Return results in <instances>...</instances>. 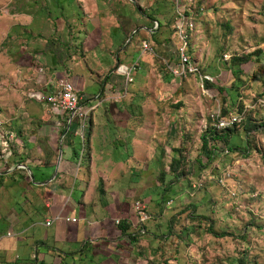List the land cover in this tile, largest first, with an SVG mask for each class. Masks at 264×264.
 I'll return each mask as SVG.
<instances>
[{"label": "rangeland", "instance_id": "374dc122", "mask_svg": "<svg viewBox=\"0 0 264 264\" xmlns=\"http://www.w3.org/2000/svg\"><path fill=\"white\" fill-rule=\"evenodd\" d=\"M135 1L111 3L117 5L116 13L124 21L108 18L112 26L100 42L106 51H99L104 55L102 70L114 67L119 56L126 58L127 64L139 61L134 82L128 85L125 96L122 88L99 99L102 104L93 110V127L85 139L73 135V130L62 138L61 129L49 125L50 113L41 96H27L23 105L22 100L2 95L0 101L11 102L17 113L9 121L2 119L3 130L14 138L7 146H0V215H5L10 204L20 216L34 208L33 218L39 220L49 213L46 201L57 203L59 193L73 203L78 201L82 194L77 180L90 172L85 157L91 153L97 177L88 199L99 204L101 214L108 210L104 204L117 198L123 208L128 206L133 211L136 201L147 205L150 218L145 225L151 232L140 238L150 245L139 247V251L154 256L149 264H264V0H197L191 55L199 72L181 77L171 72L177 64L176 38L170 47L164 41L155 43L153 38V53L146 55L141 43L152 37L142 29L151 24L149 17L161 14L164 25L173 24L172 2ZM55 2L50 0L48 5ZM149 4L153 8H148ZM9 7L8 0H0V15ZM6 25L0 18V40ZM161 35L170 38L171 27L163 28ZM95 53L89 52L78 68L88 80L85 94L98 96L102 85L99 64L92 57ZM244 54H251V60L234 63V56ZM205 77L212 89L205 86ZM118 81L124 79L119 77ZM29 89L27 92L32 91ZM218 112L230 118L238 114L241 121L228 136L230 145L218 141L217 157L206 165V158L200 155L201 137L214 128L212 115ZM60 114L65 119V114ZM62 127L65 129L66 124ZM69 142L71 148L67 150ZM230 147L238 149L230 151ZM74 148L81 152L79 156ZM177 148L183 151L182 170L186 174L169 188L175 181L170 164ZM60 152L62 159L68 154L78 157L79 175L69 178L67 188L50 182L39 188L41 194L37 196V186L28 183L29 170L41 180L56 173L57 166L37 169L27 166L28 162H41L50 155L59 160ZM16 160L22 162L15 165ZM107 171L116 173L111 179L102 178L103 185L101 172L108 175ZM222 171L226 175L220 182L217 177ZM199 180L202 187L192 192L190 184ZM54 186L60 189L51 191ZM36 229L52 231L41 226ZM222 233L227 236L219 237Z\"/></svg>", "mask_w": 264, "mask_h": 264}, {"label": "crops", "instance_id": "0c3cea01", "mask_svg": "<svg viewBox=\"0 0 264 264\" xmlns=\"http://www.w3.org/2000/svg\"><path fill=\"white\" fill-rule=\"evenodd\" d=\"M49 1L8 0L9 9L2 11L4 15H0V18L5 20L7 25L4 27L5 34L0 40V99L4 93V97L17 98L22 102L26 100L27 96L31 99L34 96H48L55 91L57 81L60 79L71 80L86 100L99 97L101 92L98 96L85 94L88 80L86 76H83V69L78 68L81 65L80 60L83 58L85 60L86 55L93 51H97L92 57L94 60L97 59L96 63L99 64V84L102 82L100 81L101 77H105L109 72L112 73L104 86V96H109L114 90L120 92L121 85L119 86L118 78L124 79V86L126 81L124 77L114 72V68L116 65L130 67L135 63L127 64L126 58L119 56L116 58L114 67L109 66V69L102 70L103 63H105L102 61L104 55L99 51H106L105 46H101L100 42L105 37L107 29L112 26L107 21L108 18L124 21V18L116 13L117 5L111 6V3L122 4L129 0H113L112 2L101 0L106 2L105 4L99 3L100 0H71L69 2L68 0H56L53 6L48 5ZM73 1L74 4H72ZM138 1L141 0L135 2ZM149 6L147 7L153 8L152 5L149 4ZM138 7H141V4ZM157 15L159 16L156 18L149 17L151 24L148 27H142L145 34L152 36L156 25L159 26L160 22L164 24L163 16ZM175 38L174 36L172 39V45ZM149 39L151 40L149 43L152 44L153 37H149ZM144 41L147 40H143L141 43ZM107 61L109 63V59ZM39 65L44 68V72H40ZM89 71L92 74L95 73L90 67ZM114 81L116 82L114 83ZM32 85L37 91H34ZM22 86L24 88L21 89ZM27 88L34 92H27ZM46 110L50 113L49 125L56 124L61 129L62 138H64L69 130L65 127V131H62L64 129L62 127L64 125L63 116L52 111L48 104ZM16 113L17 109L11 102L0 101V121L3 126H5L4 121L15 118L13 115ZM74 133L75 129L73 135ZM69 148H71L70 142L67 150ZM70 156L71 154H68V157H64V159L61 157L59 166L57 158L56 173L52 174V177L44 176L45 179L37 181V183L46 181V185H35L38 188L35 192L37 196L41 194L39 188L49 186L50 182H60L59 186L67 188L69 187V178L79 175L81 170L79 171L80 168L77 166L78 158ZM38 162V160L28 162L27 166L33 165L39 169V164L42 161ZM96 172L95 161H93L90 172L86 171L83 177H80V181L77 178L76 186L82 197L73 203V199L66 200V196L59 193L57 203L46 201L45 205L49 213L42 219L33 218L36 215L34 208L28 210L30 211L28 214L23 213L20 216L16 209L9 204L5 215H0V264L152 263L154 257L152 254H144L139 251V247H149L150 243L142 241L140 237L137 241L131 242L121 234V229L116 223L117 220H127L134 232L141 231V234H144L145 230L139 229L142 225L137 223L138 217L135 211L129 209L128 206L123 208L124 205L117 198L114 203L104 204L108 210L101 214L99 204L95 205L92 200L88 199L95 176L97 177ZM115 173L107 171L108 175H105L101 172L100 179H111ZM59 186L51 187L50 190L56 191L60 189ZM77 211H80V214ZM59 216L65 218L56 220ZM68 217L77 218L78 221L76 223L68 222L66 220ZM50 220L54 222L53 225L48 226L47 222ZM37 226L52 231H37ZM150 232L148 230L147 235ZM144 236L146 235H142V238ZM21 251L23 254L19 255L18 252ZM12 253L15 255L11 260Z\"/></svg>", "mask_w": 264, "mask_h": 264}, {"label": "built area", "instance_id": "2783aa9c", "mask_svg": "<svg viewBox=\"0 0 264 264\" xmlns=\"http://www.w3.org/2000/svg\"><path fill=\"white\" fill-rule=\"evenodd\" d=\"M107 2H112L113 0H105ZM173 4V9L175 10V37L178 41L176 48V59L177 64L171 67V72L174 73L176 77H181L185 73H197L199 72L198 67L194 63L193 57L190 54L191 38L196 28L195 16L198 14L196 12V2L197 0H170ZM158 28L156 25L155 29ZM143 54H152L153 47L148 41L142 42ZM138 62L132 66L118 65L114 72L125 78L126 84L123 88V96L128 92V85L134 82V73L137 70ZM40 72H44V68L40 66ZM209 80L208 77H205ZM120 95V94H119ZM42 101H45L50 109L56 113H63L68 116L67 119V130H70L75 123V133L76 135L85 139L86 134L91 130V121L93 110L99 108L102 101L99 97L86 100L84 99L76 86L71 80L60 79L57 81L56 89L48 96H42ZM213 126L217 130L227 129L231 126L237 125L241 121V117L237 114L234 117H224L221 113H215L212 115ZM2 137V138H1ZM13 135L3 130V123L0 121V146H7L8 142L13 139ZM217 177V179L222 182V178L226 175V172ZM228 173V172H227ZM202 187V181H194L190 184V190L196 191ZM172 200L168 201L167 205H170ZM135 212L138 217L137 223L142 225L147 221L150 216L147 214V205L141 201H137L134 204ZM65 217L59 216L56 220ZM68 222L76 223L77 218H66ZM53 220L47 222L48 226L53 225ZM117 225H119L120 220H117Z\"/></svg>", "mask_w": 264, "mask_h": 264}, {"label": "trees", "instance_id": "16d2710c", "mask_svg": "<svg viewBox=\"0 0 264 264\" xmlns=\"http://www.w3.org/2000/svg\"><path fill=\"white\" fill-rule=\"evenodd\" d=\"M153 18V17H151ZM167 28L169 29L171 27V36L170 38H165L161 35V31L163 28ZM175 36V30H174V24H170V25H164L162 24L161 22L159 23V26L158 28L155 30V32L152 34V37L154 38L155 40V43L157 44H160L162 43L163 41L166 42V44L168 45V47L171 46L172 44V39L174 38ZM153 47V45H152ZM190 54H191V47H190ZM251 60V54H244L242 56H234L233 57V61L234 63L236 64H239L241 65L242 63H246L248 61ZM177 61V59H176ZM118 65H116V67L114 68V70L117 68ZM112 76V73L109 72V74H107L105 76V80H103L101 82L100 85H102V90H101V93L99 95V99H102L104 97V94L103 91H104V86L105 84L107 83V80L110 79V77ZM205 82V86L207 87V89H212V84L209 80H204ZM121 85V86H120ZM119 86H120V89L124 88V82H120L119 81ZM222 87L219 88L218 90L219 91H222ZM223 114H226V111H223ZM225 117V115H222ZM67 119H68V116L65 114V119L63 120L64 121V125L66 124L67 126ZM90 121H91V128L93 127V117L90 118ZM237 125H234V126H231L227 129H223V130H217L216 128H209L206 130V132L202 135L201 137V154L202 155L201 157H204L206 158L207 160V164H211L213 162V160L215 159V157H217V154H218V149L216 147V144L218 141H223L225 144H227L228 146L230 145L229 143V139H228V136L231 135L234 131L233 129L236 127ZM74 129L75 127H72L70 128V130L66 133L67 135H69V132L73 130L74 132ZM65 131V129L63 130V132ZM90 133V132H89ZM87 144H90V143H87ZM248 144V142H247ZM236 149H238V147L236 148H232L230 147L229 150L230 151H235ZM73 152H75V155L76 156H79V150L77 148H74L73 149ZM174 152V155L172 156V161H171V164H170V171L173 173V175L175 176V181H171L170 185H169V188L172 184H174V182H176L183 174L185 175L186 173H184V171L182 170L183 168V164L185 162V158H184V155H183V151L179 148L177 149H174L173 150ZM81 153V152H80ZM88 157H85V159L88 161L87 164H88V169L91 170V164H92V154L91 153H88ZM57 158L58 157H52V155L48 156V157H45V159L42 160V162L39 164L40 167H46V168H53L56 166V163H57ZM78 158V157H76ZM22 161H15V165L18 164V163H21ZM197 163L199 165H202V162L200 159L197 160ZM89 170V171H90ZM182 170V171H180ZM180 172V173H179ZM34 175V173H33ZM52 177V175L50 176ZM0 178H3V176H0ZM28 183L29 185H32L33 184V181L30 179V177H28ZM44 179V178H43ZM41 179V180H43ZM162 180V182L164 181V176L160 178ZM41 180H37L35 175H34V181H41ZM34 185V184H33ZM137 202V201H136ZM143 203V202H142ZM146 222V221H145ZM131 224H129V222L127 220H120V223L118 225V227L121 229V234L122 235H125V237H127L131 242L132 241H137L139 237H142V235H147L148 233V230H147V227L145 225V223L142 224V226L139 228V229H144L145 230V233L144 234H141V231H136L134 232V230L131 228L130 226ZM168 228L169 230L172 228L171 226V220L168 224ZM170 231H168L167 234H169ZM166 236V235H164ZM227 235L222 233L219 237H226ZM239 264H242L239 262Z\"/></svg>", "mask_w": 264, "mask_h": 264}, {"label": "water", "instance_id": "95a60500", "mask_svg": "<svg viewBox=\"0 0 264 264\" xmlns=\"http://www.w3.org/2000/svg\"><path fill=\"white\" fill-rule=\"evenodd\" d=\"M60 159H61V152H60V157H59V163H58V166H59V164H60ZM23 168H26L25 166H23ZM29 174H30V178H31V180L33 181V183L35 184V185H46V182H42V183H37V182H35L34 181V175H33V173L29 170Z\"/></svg>", "mask_w": 264, "mask_h": 264}]
</instances>
